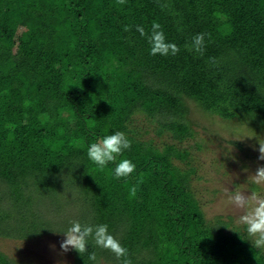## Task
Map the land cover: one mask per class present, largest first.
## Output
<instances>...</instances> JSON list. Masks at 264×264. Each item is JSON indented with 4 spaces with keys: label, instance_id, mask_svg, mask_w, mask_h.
<instances>
[{
    "label": "trees",
    "instance_id": "trees-1",
    "mask_svg": "<svg viewBox=\"0 0 264 264\" xmlns=\"http://www.w3.org/2000/svg\"><path fill=\"white\" fill-rule=\"evenodd\" d=\"M153 25L175 54H150ZM192 105L264 123V0H0V180L14 200L38 180L43 191L59 193L76 184L78 193L67 195L82 207L81 224L106 225L127 250L118 258L104 249L112 263L264 264L230 215L206 219L191 186L189 151L158 148L140 138L148 128H129L142 113L156 133L182 139L192 135ZM113 131L124 132L131 147L101 170L86 146ZM124 158L135 170L116 178L114 165ZM58 197L55 209L66 202ZM18 209L0 201L1 231L63 234L75 221L62 209L51 222L29 197ZM11 221L18 227L10 229ZM0 264L21 263L0 252Z\"/></svg>",
    "mask_w": 264,
    "mask_h": 264
},
{
    "label": "rangeland",
    "instance_id": "rangeland-1",
    "mask_svg": "<svg viewBox=\"0 0 264 264\" xmlns=\"http://www.w3.org/2000/svg\"><path fill=\"white\" fill-rule=\"evenodd\" d=\"M14 49L16 50V47L13 46V51ZM200 109L191 106L188 119L192 135L185 134L182 139L176 138L173 132L167 129L161 134L156 133L153 123L146 121L142 113L134 116L129 128H148V132H142L140 138H153L158 148H162L165 143H173L179 149L189 151L186 161L196 170L192 174L191 186L200 200L206 219L209 220L215 215H230V223L240 227L247 241L259 248L260 253L264 255V245H256L257 236L248 232L244 220V217L264 201V173L257 174L259 169H264V123L252 115H237V112L232 119H224ZM236 129H244L247 132L237 133L234 131ZM172 160L183 169L187 167L185 162L176 156H172ZM36 182L35 189L32 184L27 187L30 192L27 197L34 201L36 208H40L39 211L42 209L41 216L46 215L51 222H57L60 219L56 218V211L63 209L64 218H72L71 220L75 219L80 223L83 221L84 215L80 214L82 207L74 206L75 202L72 200L68 202L67 194L71 198L72 194L79 191L76 184L67 185L66 192L59 193L51 186L43 191L40 185L46 183L39 184V180ZM8 191L6 183L0 180V201L10 212H18V208L22 209L27 201L26 194L14 200ZM2 193H6L7 201ZM236 194L245 196L244 206L234 203L232 198ZM58 195H65L66 202L59 203L55 209L52 202L59 201ZM223 219L226 221L225 217ZM7 224L14 225L10 229L18 227L12 221ZM224 230L228 229L225 227ZM21 235L17 230H11L9 233L0 230V252L21 264H117L112 263L113 260L106 258V254L102 253L109 247L98 246L93 238L92 250L77 252L71 246L62 247L65 236L57 231L44 232L38 236L31 233H24L25 237ZM142 249L146 251V246H142Z\"/></svg>",
    "mask_w": 264,
    "mask_h": 264
},
{
    "label": "clouds",
    "instance_id": "clouds-1",
    "mask_svg": "<svg viewBox=\"0 0 264 264\" xmlns=\"http://www.w3.org/2000/svg\"><path fill=\"white\" fill-rule=\"evenodd\" d=\"M153 35L150 38L151 52L150 54H159L165 56L168 54H175L178 51L177 46L171 42H165L164 34L162 31H155L159 29V25H153ZM204 43V34L198 33L193 38V48L199 52L202 50ZM131 147V141L122 131H113L110 134L104 135L100 142H92L86 146L87 158L93 162L101 170L104 169L110 163L117 161V157L120 156L125 150ZM136 165L129 159H120L118 163H115L113 168V175L116 178L128 177L135 170ZM264 173V169H259L257 174ZM136 188L133 186L130 189V194L135 195ZM234 203L237 206H244L246 203L245 196L243 194H236L233 198ZM247 223V230L249 233L256 235L257 239L255 243L257 246L264 245V201H261L258 206L246 217H244ZM65 240L62 247L71 246L77 252L86 251L88 238L95 239L96 243L100 247H110L114 251L117 257L125 256L126 249L119 246V244L112 240L109 235L107 226L103 224L98 225H82L78 221H74L67 229V233H63ZM123 264H129L127 260Z\"/></svg>",
    "mask_w": 264,
    "mask_h": 264
}]
</instances>
